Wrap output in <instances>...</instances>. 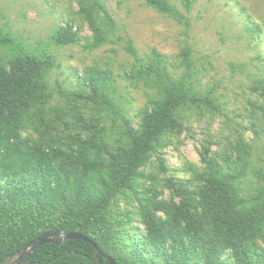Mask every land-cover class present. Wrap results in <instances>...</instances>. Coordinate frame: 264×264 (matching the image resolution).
<instances>
[{
	"label": "trees",
	"instance_id": "trees-1",
	"mask_svg": "<svg viewBox=\"0 0 264 264\" xmlns=\"http://www.w3.org/2000/svg\"><path fill=\"white\" fill-rule=\"evenodd\" d=\"M196 1L181 0L179 8L171 0H145L183 27L174 58L156 48L139 52L105 0H76L89 36L68 20L50 37L59 46L83 40L89 51L121 46L129 57L119 75L144 97L136 124L110 64L84 67L77 86L59 85L56 99L48 80L52 55L32 52L0 27V262L62 229L86 235L115 264H264V171L242 134L235 156L222 161L203 146L197 184L166 176L168 135L181 132L187 112L204 118L223 111L187 38ZM258 75L250 91L264 101V76ZM258 109L264 115V104ZM153 157L159 170L146 171ZM28 259L99 262L96 249L81 239L42 244ZM102 264L110 263L102 258Z\"/></svg>",
	"mask_w": 264,
	"mask_h": 264
},
{
	"label": "rangeland",
	"instance_id": "rangeland-1",
	"mask_svg": "<svg viewBox=\"0 0 264 264\" xmlns=\"http://www.w3.org/2000/svg\"><path fill=\"white\" fill-rule=\"evenodd\" d=\"M105 1L121 32L133 39L139 52L156 48L175 57L185 39L178 22L156 11L145 0ZM171 1L182 8L181 0ZM77 9L76 0H0V27L17 36L32 52L52 55L55 65L48 80L54 91L59 85L75 88L78 72L95 61L110 64L118 79L119 92L136 124L144 97L141 89L119 75L124 60L129 57L121 46L117 52L111 50L113 44L89 51L84 48L83 40L65 46L51 41L55 28L68 20L75 22V28L81 25V35L91 34L76 15ZM189 16L188 41L204 70L203 81L216 88L223 111L204 118L187 112L181 132L168 135L166 176L197 184V171L204 168L200 159L203 146L208 144L210 154L222 161L226 156H235L233 145L240 134L252 147L251 157L256 168L264 171V115L258 109L264 101L250 91L253 79L260 78L259 73L264 76V0H197ZM55 97L58 99L56 91ZM152 160L155 165L149 164L146 171L157 172L159 164L154 157ZM255 174L259 180L261 175ZM159 183L162 185L163 181ZM158 187L163 188V197H170L167 188Z\"/></svg>",
	"mask_w": 264,
	"mask_h": 264
},
{
	"label": "water",
	"instance_id": "water-1",
	"mask_svg": "<svg viewBox=\"0 0 264 264\" xmlns=\"http://www.w3.org/2000/svg\"><path fill=\"white\" fill-rule=\"evenodd\" d=\"M57 239L60 244L63 243L65 239H81L87 243H90L96 249L97 257L99 261L98 264H102V258L107 259L110 264H115L112 258L107 253L103 252L98 247V245L86 235L76 232V231L66 232L62 229L44 233L43 235L33 239L15 257H12L9 260H3L0 262V264H46V263H40L38 261L30 260L28 259V256L42 244L52 243V242H55Z\"/></svg>",
	"mask_w": 264,
	"mask_h": 264
}]
</instances>
